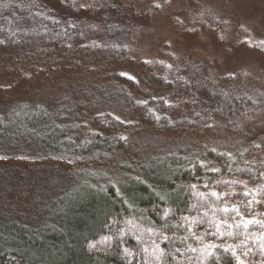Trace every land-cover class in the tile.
<instances>
[{
    "label": "rangeland",
    "instance_id": "obj_1",
    "mask_svg": "<svg viewBox=\"0 0 264 264\" xmlns=\"http://www.w3.org/2000/svg\"><path fill=\"white\" fill-rule=\"evenodd\" d=\"M8 3L21 13L0 17V239L43 232L89 171L117 183L148 153L194 162L174 184H264V0H0V16ZM152 63L162 81L148 76ZM186 67L196 96L206 81L250 106L177 124L192 109L169 68ZM55 123L73 133L52 134ZM98 130L118 142L90 154Z\"/></svg>",
    "mask_w": 264,
    "mask_h": 264
},
{
    "label": "trees",
    "instance_id": "obj_2",
    "mask_svg": "<svg viewBox=\"0 0 264 264\" xmlns=\"http://www.w3.org/2000/svg\"><path fill=\"white\" fill-rule=\"evenodd\" d=\"M17 5L6 4L0 17L12 15L13 21L21 13ZM156 64L150 65L148 76L161 80L153 71ZM186 68L178 73L169 68L170 76L185 77L181 97L192 109L179 113L177 124L191 123L197 113L241 112L250 106L253 98L244 99L238 90L218 93L205 80L196 96L194 90L202 86L196 83L198 73ZM167 69L163 72L169 73ZM170 76L162 77L173 89ZM55 128L52 134L73 133L70 127ZM101 134L94 132L87 143L90 154L118 142ZM148 154L117 183L103 169L89 171L83 179L88 181L67 195L56 223L43 232L19 226L0 239V264H264V184H247L231 175L218 181L217 190H199L186 181L174 184L178 171L192 170L194 162L185 168L183 155ZM94 173L105 178L94 182Z\"/></svg>",
    "mask_w": 264,
    "mask_h": 264
}]
</instances>
